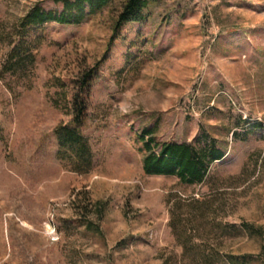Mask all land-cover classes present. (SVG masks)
Here are the masks:
<instances>
[{"label": "rangeland", "instance_id": "1", "mask_svg": "<svg viewBox=\"0 0 264 264\" xmlns=\"http://www.w3.org/2000/svg\"><path fill=\"white\" fill-rule=\"evenodd\" d=\"M36 5L63 11L0 0V264H264V0H155L112 42L120 0L23 27ZM144 128L225 155L146 174Z\"/></svg>", "mask_w": 264, "mask_h": 264}, {"label": "trees", "instance_id": "2", "mask_svg": "<svg viewBox=\"0 0 264 264\" xmlns=\"http://www.w3.org/2000/svg\"><path fill=\"white\" fill-rule=\"evenodd\" d=\"M63 7L60 14L54 11H44L39 5L34 6L23 17L22 26L29 27L48 21L62 24L81 23L85 18V9L96 13L107 7L113 0H53ZM155 0H120V11L113 24L112 42L117 37L123 26L129 22H139L144 19V12L150 3ZM97 67H93L82 75L78 87L81 102L73 100L74 117L72 123L81 125L86 116V99L89 97L93 76ZM152 128H144L138 135L145 152L142 158V168L150 175L177 176L182 183L201 184L208 173L210 163L221 160L225 153L214 146L210 148H197L189 143L158 142L153 135ZM75 132H68L69 139H76ZM264 250V243L262 245Z\"/></svg>", "mask_w": 264, "mask_h": 264}]
</instances>
